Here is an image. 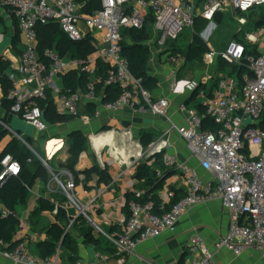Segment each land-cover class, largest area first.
Listing matches in <instances>:
<instances>
[{
	"label": "built area",
	"instance_id": "2783aa9c",
	"mask_svg": "<svg viewBox=\"0 0 264 264\" xmlns=\"http://www.w3.org/2000/svg\"><path fill=\"white\" fill-rule=\"evenodd\" d=\"M100 7L88 11L93 5L79 0H0V9L11 14L17 21L24 40L21 54L20 77L12 78V88L7 94L11 102L10 110L20 119L39 132L48 128L45 113L40 102L47 100L48 90L57 88L56 77H63L76 70L88 73L89 82L84 96L90 102L97 100V86L115 85L121 92L112 101L103 103L110 111L124 107L133 112L164 116L170 121L165 135L176 131L184 137L187 148L202 170L209 173L211 180L205 181L199 170L186 163L179 166L186 185V193L170 206L169 210L154 211V203H129L130 216L121 222V228L107 235L118 258L123 264L125 257L135 252L138 244L162 236L167 231H175L180 218L191 208L209 201L220 200L230 216L229 230L217 243L218 248H227L236 255L254 248L262 250L264 258V26L246 34V41L258 50V54L247 52L244 43L230 40L223 51L208 46L204 64L209 69H218V58L230 64H245L247 71L241 76L223 73L217 79L212 93L200 90L198 97L204 111L188 108L181 104L179 110L188 114L186 124L178 125L169 118L171 104L167 98H157L145 86V79L135 75L129 60L123 55L125 29L143 30L149 17H154L157 30H162L160 44H165L170 33L177 36L184 29L194 31L196 19L202 17L210 21L228 10L243 16L239 23L246 27L247 15L254 9L264 7V0H99ZM87 6V8H86ZM56 23L73 41H81L88 34L95 38V52L86 59H74L65 64L61 54L54 48L39 54L38 27ZM174 61L180 58L172 57ZM183 58V57H182ZM102 60L107 66L106 78L97 73V62ZM198 84L195 85L196 89ZM83 93H68L58 90L55 110L60 116L79 118L90 123L92 116L82 112L80 102ZM96 112L94 117H98ZM215 124V131L204 128V119ZM17 135L16 132H13ZM26 145L29 144L24 141ZM165 141L152 142L133 160L136 165L144 158H150L163 148ZM35 155L48 166L47 161ZM32 158H28L31 162ZM174 159L167 160L173 165ZM0 187L22 171V164L11 154L1 158ZM65 182L54 176L56 190L63 192L76 208L70 216L65 232L72 230L79 217L86 218L99 230L91 218L94 200L84 202L77 193V182L70 171ZM49 187L52 190L51 183ZM87 193V192H86ZM174 194L169 193V201ZM166 206V205H165ZM2 216L8 214L0 210ZM10 241L0 237V254L13 264H60L58 251L45 259L31 254L27 243L16 241L10 249ZM192 258L185 264H214V253L201 235H195L189 246ZM75 264H86L75 262Z\"/></svg>",
	"mask_w": 264,
	"mask_h": 264
},
{
	"label": "crops",
	"instance_id": "0c3cea01",
	"mask_svg": "<svg viewBox=\"0 0 264 264\" xmlns=\"http://www.w3.org/2000/svg\"><path fill=\"white\" fill-rule=\"evenodd\" d=\"M256 9L258 10H256L255 18H260L264 7ZM155 24V20L147 22L148 32L155 30L154 28L150 29ZM246 28H251V31L247 33L259 29L255 28L253 24ZM247 33H245V40ZM94 37H98V35ZM150 48L148 71V78L151 81L150 90L155 97L169 100L171 104L169 118L178 125H184L187 122L188 114L180 111L179 106L185 104L188 108L202 110L201 99L198 96L193 97L195 85L201 84L205 90H208L213 79L217 78L220 73L217 68L209 69L205 64L203 67H198L187 62L185 57L182 58L181 53L173 52L172 49L158 50L152 46ZM23 49L24 40L16 19L0 9V59L10 61V67L6 71L11 79L20 77L19 69L22 63ZM62 57L67 65L75 59L69 52H66ZM172 57L180 59L174 61ZM58 78L59 81L55 80L57 88L53 87L48 90L54 106L57 89L65 90L63 77ZM78 91L83 93L80 102L81 111L88 113L94 109L95 113H99V116L93 117L90 123H84L79 118L56 121L51 115L46 114L48 128L44 132H39L11 112L3 101L4 92L0 83V131L2 133L0 136V157L13 142H21L34 155L36 152L47 161V170L51 176L45 180L42 175H38L33 182L28 200L17 205L16 215L20 220V225L13 240L15 242L24 240L31 254L40 258L37 244L48 238L45 228L55 221L57 214V210L43 212L38 224L33 225L31 214L41 198L54 202L57 207H62L68 219L76 214L77 210L69 202L67 196L56 190L53 178L56 174L65 182L69 179L67 173L69 170L62 167V163H65L69 158L72 135L82 132L88 141L76 167L80 179L76 191L84 202L94 200L90 215L99 230H96L94 225L88 222L92 228V236L95 239L100 238L101 243L96 245L91 239L81 235L76 227H73L71 232L78 242L76 262L117 264L119 257L114 247L111 246L107 235L119 230L121 222L128 218L127 210L124 208L128 193L132 192L140 196L157 195L160 202L158 208H163L164 211L168 208L167 206H170V203L166 204L169 201V193L174 194L178 199L186 193L185 181L179 169L181 164L186 163L196 167L205 181L211 180L212 177L200 168L198 160L188 150L184 137L176 131L165 135L170 127V121L166 117L151 112L135 113L128 107L119 111L107 110L103 106V103L107 102L106 97L108 96L105 85L99 90L97 100L93 102L86 99L85 90L79 89ZM145 131L152 132L156 140L163 138L165 141L161 151L156 153L160 166L154 167L157 173L153 179H140L136 173L139 162L148 160V164L152 165L156 160L154 155L140 160L136 165H130L139 153L146 149L140 142L141 134ZM13 132H16L17 135H14ZM63 139L68 141L67 144ZM169 159H174L175 163L168 165L167 160ZM95 166L98 167V171L92 172L86 177L85 172ZM105 168L108 169V176L111 177L109 183L100 182L99 171ZM158 180L162 182V187L155 189ZM49 183H51L52 190ZM2 209L5 207L0 202V210ZM128 209L130 211L129 206ZM229 224V212L220 200L199 204L180 218L175 231H167L160 237L150 238L138 244L135 252L125 257L123 264H180L181 260L182 264H185L192 258L188 246L195 235H201L206 240L207 245L214 253V264H264L262 250L249 248L241 255H236L227 248L217 247L219 240L227 234ZM59 263L75 264L64 251H60ZM0 264H13V262L0 254Z\"/></svg>",
	"mask_w": 264,
	"mask_h": 264
},
{
	"label": "trees",
	"instance_id": "16d2710c",
	"mask_svg": "<svg viewBox=\"0 0 264 264\" xmlns=\"http://www.w3.org/2000/svg\"><path fill=\"white\" fill-rule=\"evenodd\" d=\"M79 1H88L87 6H90L89 3H93V5L88 7V11L100 7L99 0ZM256 10L258 9L252 10L247 15L249 21L247 25L248 27L251 24H253L255 28H261L264 26V11H261L260 18H255L257 13ZM216 16H219L220 18L222 14L219 13ZM148 21H154V17L150 16ZM210 22L211 21L208 19L198 17L196 19V25L193 31L191 42L188 44L185 50H181L187 62L193 63L198 67L204 65V56L208 51V45H206V43L202 40L200 34L208 27ZM240 32L235 33L234 38H232L231 40L235 39L244 43L247 52L258 54V50L255 47L249 44L244 38L239 37ZM38 35L39 54L43 59H45L44 52L48 48L56 49L61 54V56L64 55L66 52H69L75 59H86L96 50L95 39L91 34H88L81 41H73L60 29V27L56 23H50L48 25L39 26ZM123 35V55L129 60L131 71L137 76H142L145 79V86L150 89L151 81L148 78V71L151 48L145 43V41L149 38L147 25L143 30L125 29L123 31ZM217 65V70L219 73L222 71H226V65H229L230 70L226 71L225 73L237 74L238 76H241L247 71V67L245 66V64H230L223 60L221 57L218 58ZM9 67L10 61L1 58L0 83L4 92L3 101L10 108L11 102L7 99V94L12 88L13 81L10 78L8 72L6 71ZM97 67L98 75H101L103 78H106L107 66L102 60H99L97 62ZM89 79L90 75L88 73L76 70L70 71L69 73L63 76L65 91L68 93H72L78 91L79 89L85 90ZM217 79L218 78L213 79L212 85H210L208 90H205L201 84L198 85V87L195 89V94L193 95V97L197 96L200 90L206 91L207 94L212 93V91L217 85ZM103 85L105 84H98L97 94L99 93V90L102 89ZM105 90L108 92V96L106 97L107 101L115 100L121 92V90L115 85H105ZM40 105L43 108L45 115H51L56 121H66L68 118H72L69 116H60L56 113L55 106L53 105L51 94L49 92L47 100L40 102ZM199 111L202 113L204 111V108ZM88 114L94 117V109L88 112ZM262 124H264V116ZM204 128L215 131L217 129V124H215L211 119L206 118L204 119ZM1 134L2 133L0 131V136ZM155 140V136L154 134H152V132H142L140 142L144 148H147ZM86 141L87 138L82 132H77L73 134L69 148V158L65 163H62V167L68 169L73 174L77 183L80 181V179L79 172L77 171L76 167L82 152L86 148ZM28 143H30V141ZM6 154L13 155L14 158L19 160L22 164L21 173L18 176L11 177L4 186L0 187V202L4 205L5 209L8 212L6 216H2L0 212V237L4 238L7 241H10L9 248L11 249L16 243L13 239L20 225V220L16 215L17 205L25 203L28 200L31 194V187L35 178L38 175H42L45 180H48L51 176L49 175V172L43 162L39 158H37L33 154V152L29 148H26L21 142H13L4 152V154L0 157V173L2 171L1 158ZM153 157L156 158V160L152 165L148 164V160L139 162L136 173L138 178L153 179V177L157 173V170L154 169V167L160 166L158 154H155ZM28 158H32V161L28 162ZM95 171H98L97 166H95L91 170L86 171V177H88L92 172ZM99 176L100 182L109 183L111 180V177L108 176L107 168L100 170ZM155 186V189L161 188L162 182L158 180ZM179 199L173 196L171 204L169 205L171 206ZM131 200H136L138 202L143 203L151 201L154 203L155 212L163 211V208H158L160 206V202L157 195L148 196L145 194L140 196L138 194L130 192L126 195V203L124 206V208L127 210V217L130 216L128 206ZM170 206H167L168 208H166V210H169ZM54 210H57L55 221L51 223L47 228H45L48 234V238L46 240L40 241L37 244L40 258L45 259L48 257H52L58 251H64L70 256V260L76 262L78 259V242L77 239L72 235L71 231L68 233L65 232V224L68 222V218L66 216L65 210L62 207H57L54 202L45 198H41L38 202V206L34 209L31 214V223L36 226L40 220V215L43 212H53ZM75 227L79 230L81 235L91 239L96 245H99L101 243L100 238L95 239L92 236V228L86 218L80 217L79 221L75 224L74 228ZM180 264H182V260L180 261Z\"/></svg>",
	"mask_w": 264,
	"mask_h": 264
},
{
	"label": "rangeland",
	"instance_id": "374dc122",
	"mask_svg": "<svg viewBox=\"0 0 264 264\" xmlns=\"http://www.w3.org/2000/svg\"><path fill=\"white\" fill-rule=\"evenodd\" d=\"M221 14L222 16L220 18L219 16H215L213 20L210 22V24H214V27L212 28V31L210 33L207 34L204 33L205 30L209 27L210 25L209 24L208 27L200 34V37L206 43V45L212 46L219 52L223 51L226 48V46L229 43V40L234 38L235 33L243 31L239 33V37L245 38V33L251 31V28L243 27L239 23V17L243 16L244 14L232 10H228L225 13H221ZM152 28H154L155 30L149 32V38L145 42L147 45H150L158 50H164L165 48L172 49L173 52L174 51L179 52L181 53L182 57H184L181 50H185L188 44L191 42L193 36V30L184 29L181 32H179L177 36L170 33L169 35L170 37L166 39L165 44H160L159 39L162 37L163 31L160 29L157 30V24H155L154 27H150V29ZM225 67H226V71L230 70L229 65H226ZM226 71H222L220 72V74H223ZM219 76L220 75H217V78ZM56 80L59 81V78L56 77ZM63 141L65 144H67L68 142L67 140L64 139Z\"/></svg>",
	"mask_w": 264,
	"mask_h": 264
},
{
	"label": "water",
	"instance_id": "95a60500",
	"mask_svg": "<svg viewBox=\"0 0 264 264\" xmlns=\"http://www.w3.org/2000/svg\"><path fill=\"white\" fill-rule=\"evenodd\" d=\"M214 27V24H210L209 27L205 30V34L210 33L212 31V28ZM27 124V123H26ZM55 176H57L56 174H54Z\"/></svg>",
	"mask_w": 264,
	"mask_h": 264
}]
</instances>
